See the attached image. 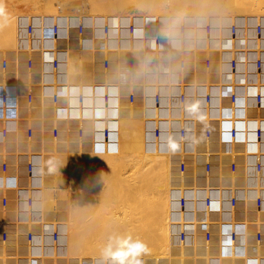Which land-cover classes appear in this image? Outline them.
<instances>
[{
  "label": "bare ground",
  "instance_id": "1",
  "mask_svg": "<svg viewBox=\"0 0 264 264\" xmlns=\"http://www.w3.org/2000/svg\"><path fill=\"white\" fill-rule=\"evenodd\" d=\"M3 1L7 2V0H3ZM131 1L132 0H126V1L125 0H10L7 2V4L10 5L8 6L4 5V7L3 8L1 7L2 9H0V16L3 15L7 16L6 22H4L2 18H0V50L3 51L8 48L12 49L11 47H13L11 51L14 52L15 55L17 54L16 59L17 57H19V55L20 56L24 55L23 61L21 60H19L21 62L14 61L15 69L17 66L23 72L25 69V60L27 54L31 55L35 61V71L33 78L32 75L28 76L27 78L25 74H22V77H24V79H21L20 82H18L17 78H15L17 79V81L15 80L14 82H8V84L11 85L8 86V90L13 91L12 87L16 84L17 85L20 84L21 89H23V96L21 97H23L24 103H25V98H24L25 93L27 91L33 92L34 94L33 104L28 106L33 108L34 105H37L39 107L40 110L38 109V111L40 114L37 122L40 123V121H42L41 126L39 127L42 129V132L44 130L46 132V133L45 132L41 133V131L39 130V132H37L33 140H31L33 135L31 138L25 137L26 138V142H25L24 140L19 139L17 125L19 124V122L26 123L27 120L24 119V116L22 117V119L20 118V120L16 119L15 117H11L9 121L10 123H12V127L10 126L11 128H9L6 142L5 141L2 142V140L0 139V144L2 145L10 144L16 146V143L18 142L16 147H19L20 151L17 150L16 147H14L13 149L16 151L25 152L30 150L36 154L34 157L33 172L29 177L30 179L28 183V185L31 186L32 188V189L29 188L28 192L33 194L34 196L33 205L31 207L26 208L23 201H19V203L17 204L18 211L16 210V215L13 216V220H12L13 224H9L8 226V237L10 232L14 233V236L10 237L8 240V242L10 241V243L12 244L11 245L12 247L10 246V243L7 244L10 247L5 246L4 243L0 245V264L12 263L11 258L12 259L17 258L14 260L12 264H15V262L17 264V261H19V264H27V263L45 264V262H50L49 260L56 261L57 259L63 262L67 261L69 262V264H77L79 262H84L85 260H88L90 264H101L103 260H105L106 258H113L114 260H120L121 264H129V262L131 263L133 262L134 264H158V263L176 264V261H178V259H175L171 255L173 253L171 247L172 238H173L172 234L174 230H176L177 227L180 225V222L182 221L181 219L182 214H184L185 220H188L190 218L188 210L191 208L192 203H190V201H187L185 205V209L183 210V212H180L177 199L179 198V195L183 193L186 195V199H188V197L192 195L198 196L199 199L201 198V196H203L204 192L202 189L198 188L197 190H195V188L199 187L200 184H203L201 182L203 179L202 175L204 173L202 166L203 162L205 159L209 158L212 161L211 163L213 167H215L217 162V156L185 155L184 152L182 151L183 150L188 151L190 149H193V147L187 144L185 147L179 145L177 127L179 124L184 122L187 125L197 123V126H195L194 129L200 128L201 126H203V124L199 120H201V118L206 117L208 115L212 116L213 113L216 112L217 108L215 109L211 108L210 112H208L206 108H204L203 96H202L204 86L196 85L197 82H202V80H197L200 78L199 77L200 74H198L199 75L198 77L194 75L197 79L195 77H194L195 79H193L192 69L194 68L189 69L188 68V66L190 67L189 64L185 68V70L179 69V66L176 63V61H178L176 53L174 52L169 53L171 52V49H169L167 52L160 51L159 54V59L161 61L160 70L162 71L160 72V74L158 75L156 74L154 77V74H152L151 72L154 70L153 58H155L157 54L155 55V53L153 52L152 55L147 53V55L145 56L144 54L143 58L141 59V55L139 54V51H137V48L141 47V44L144 45V47L145 45H147L146 47H149L148 45L149 41H147L146 39H145L146 41L144 40L138 41V36H140L141 34H145L148 31L144 33L145 28L142 23L143 20L138 18L137 17L138 15L136 16L132 12L133 8H131V12L133 14L132 13H127V14L130 15L132 14L135 15L136 17L133 16L132 18L130 17L131 18L130 20L128 19L126 20V18L124 17L125 15H122L121 18L124 17L125 22L128 21V23L126 22L127 24L124 23L126 26H128L129 23L134 24V28H135L134 32L136 37L134 36L133 37L134 41L132 43H129L131 46L128 45V43L123 44V41H121L118 44L120 35L116 34L115 32L116 30L113 29L116 26L114 24H110V22L107 21V20H115L116 18L111 17L109 13H111L112 15L113 14L112 12L114 10L117 11L116 9L118 7H119L118 9L122 11L124 9L122 8L123 5H126L124 7L125 8L127 7V9H129L128 6H130L133 3H134L133 5L135 6L137 5L135 4V1L132 2ZM143 1L144 0L141 1L137 0V2L140 3L139 5L142 6L140 8L143 7L145 8V6H143L145 4L146 5L151 4V3L143 4L142 3ZM145 1L149 2L148 0ZM154 1L156 4L154 3ZM154 1L153 0L151 1L155 4V5L153 3H152L153 5L151 4L153 7L158 5V3L156 2L157 0ZM163 1L167 4H169L171 1L173 4L172 3L170 4L171 6L170 8H173L172 5L173 6L177 5L178 7L181 8L188 7L187 5H189L191 6V8H193L192 7L193 5V6H197L196 9L198 8L199 10L205 9L206 11L202 10L203 13L202 14L200 13L202 16L205 11V13L209 12V14H211L210 16L213 17L212 15L216 10L210 13V10L207 9L212 7L213 9H216L217 6H222L223 4H226V6L229 7L228 11H223L226 12L224 15H226L228 12L229 14L236 15L237 17H241V15L246 17L247 15L250 16L249 14H253L252 16H250L254 18L253 21H255L256 18L257 19L259 18V21L256 20V22L254 23L252 21L251 22L254 24V29H255V24L260 23L261 25L260 34L258 35L253 34L251 38L249 33H248L249 35L246 34V29H247L246 25L249 24L246 22H249L250 19L252 18L248 20V18L246 17V19H244L241 23H239L237 22L238 19L235 20L234 17L233 20H235L239 24L240 32L237 33V36L240 37L245 36L249 38L250 41L251 40L253 42L256 41L262 50V54H264V37H261L264 36V0H166L168 2H166L165 0ZM163 1L159 0L158 2L160 3L162 2L163 4L164 3ZM126 2L127 3L130 2L131 4L129 3L128 5ZM115 4L116 6L117 5L118 6L116 9L114 8V10L112 11L109 7L110 6L115 7ZM139 5L137 6V8L139 7ZM162 6L165 8L164 5H161L160 7L162 8ZM147 7L148 5L146 6V8ZM157 9L159 10V6ZM221 9L222 8H220V10ZM27 10L36 11L37 14L43 13L46 15L48 14L55 15L59 13L63 15L61 18L62 21L37 20L36 22L35 20L38 19L37 18L38 15L37 17L35 16L36 17L35 20L27 19L25 17L26 18L25 26L24 28H21L23 29L24 32L22 31L17 32L16 15L19 14L20 12ZM105 10L106 11L111 10L110 12L109 11L107 12L109 16L104 15L106 14L104 12ZM150 10H152V8ZM140 11L141 10H139V12ZM218 12H222V11H217L216 14ZM33 13L35 14V12ZM96 14L98 15L103 14L102 17L105 16V18H101V19L102 20L106 19V20L104 21L100 20V22L97 23L98 16ZM116 14L117 13L115 12V16ZM218 14L220 15L221 13ZM244 14H246V16ZM182 18H184V16ZM182 18L178 19V22ZM50 19L52 20V18ZM149 19L150 22H153L151 18ZM158 19L164 26V27L162 26L160 32L161 36H166L168 38L170 36L173 37V41L169 42L167 48H172V49L179 48V40H177L179 38L177 36L178 23L176 24L174 23L176 26H173L172 23L174 18L172 19L166 17H158L156 20ZM214 19L216 21V18ZM221 19L224 20L225 18L223 19L221 17ZM212 20L208 21L213 28V31L210 33V36H205V34L202 33L203 32L202 31L201 34H203L204 37H200L199 35L197 38L196 35L195 39H192L188 35L189 32L186 33L187 38L185 39V43H184L186 44V47H190V48L193 47V49H197L198 51V49L200 50L201 48H205V46H207L210 40H216L215 42H218L220 39H223L224 36H223L222 24H225L224 22L225 20L221 21L222 22V24L220 23L221 25H219L218 22V27L216 26L217 25L216 22H215L216 25H213L210 22ZM20 23H22V21ZM28 24L32 25V32L29 34H27ZM106 24L109 25L110 27V32L108 36L104 32V26ZM203 24L201 25V27L200 26L199 27L202 28ZM53 26L56 27L55 31L53 30ZM79 27L81 28V32H79ZM124 27H123V31L125 29ZM190 27H192V24ZM141 28H143V30ZM21 32L24 33V35L19 34ZM247 32H249V30ZM17 33L19 34V36H23L19 38V42L20 41L22 42L20 43L18 42V45H16ZM125 33L126 32H124L123 34L125 35ZM227 36H229V34ZM146 38H148V36H146ZM226 39L228 38L226 37ZM21 43H23L24 46H21L20 45ZM25 44L27 46H25ZM126 45L128 47L130 46L129 47L130 54L129 55L127 54L126 57H122L124 52L122 53L119 50L126 49L127 48ZM119 53H121V55ZM136 54H139V56L137 57ZM129 56L133 57L135 60V64L133 66V70H134L133 72L135 73L134 81L139 82L137 84L135 83L136 86H133L132 81L131 80L129 81L127 76L123 73V71H127L128 66L125 63L129 58ZM52 58H55L57 60L56 67H53V62L51 61ZM105 58L108 59L110 62L109 67L107 68L104 67L103 65V59ZM3 59H5L7 62L6 69L9 65V59L7 57H2L0 59L1 70H2L1 62ZM136 59L138 61H141L139 64L140 67L139 70L137 69L135 70V67L138 65ZM165 69L166 71H164ZM4 70L5 69L3 68L2 71ZM191 71L192 73H190ZM188 74H190L191 76H189ZM10 76H12V74ZM30 78L33 83L31 84L30 87H24L23 85L28 83L30 81ZM262 78H264V73H262ZM119 85L121 87L124 86L128 91L126 94V102H128L127 95L129 92L133 91L135 95H137V91H140V89H145L143 94L141 95L142 93L141 92L140 93L141 96H138L140 100L138 99L135 100V103L138 101L137 105H135V103L134 106L131 104L125 105L124 101L121 99L120 96L121 91L118 90ZM157 89L161 93V100L158 106H154L151 103L152 101L151 96L153 94V90L156 91ZM210 89L214 96L216 89L214 87H211ZM182 91L185 92L186 99L184 102L181 103L179 102L178 95L179 92ZM79 93H81L83 96L82 100H79L78 98ZM103 93H109L110 95L109 104L112 105V108H107L106 106L103 105L101 98V95ZM12 94L16 95V90H14ZM53 94L58 95L57 103H53L51 101ZM16 102L17 99L15 103ZM212 102L216 107L217 97L213 98ZM47 104L49 106H47ZM20 108H24V107H20ZM33 111L34 113L37 112L36 109H33ZM46 111L53 118L48 120L49 118L46 117L47 116ZM14 113L16 114V111ZM36 119L34 118L35 121ZM28 120H30V118H28ZM3 122L4 121L0 119V127L3 124ZM30 124L31 123H29V125H27L26 127L30 126ZM155 126H158V128L160 129L159 135L157 136L154 135ZM53 128H57L58 132H57V136L55 137L56 141L54 140L55 143L51 145L48 143L47 140H48V136H51L49 130L51 132ZM34 130L35 129L33 128V134H34ZM104 130H108L107 139L103 135ZM150 137L153 142L152 145L149 144ZM74 138L80 140V143L79 141L75 142ZM81 141H83V143H81ZM172 145H175L176 147L173 148ZM2 148L4 149L5 146ZM3 149H0V151L5 150ZM95 152H97L96 155L94 154ZM90 154H91L90 158L92 157L94 158L93 162H91L89 159L85 160V158H83L85 157V155L90 156ZM137 158L139 161H141V163L137 160ZM102 159H104L103 163L109 162V164L112 165L111 166L112 169L114 170L110 169L111 167H109V164L108 166L106 164L105 165L106 167H103V169L101 168L100 173L98 174L99 176H103V177H99V176L97 177L95 173L93 177L94 176L97 177L95 178V181L97 180L96 181L97 183L95 181H90V179L92 178L90 177L92 176L91 173L93 174L94 171H97L98 173L99 168L98 170H96L97 169L96 165L98 163L97 161ZM129 159H135V161L133 160V162L135 164L136 169L132 166L134 169L133 174L131 173V171H129L130 170L129 164H131L130 163L131 160L129 161ZM181 160H185L189 165V171H186L184 174L179 171V163ZM137 161L140 164L147 161L145 162L147 163L146 165L145 164H142V166L140 165V167H143V165H145L144 166L145 169L146 166L149 167L150 165L152 166V168L157 167L156 169L153 170H157L159 168L160 170L157 171H159L160 173L159 172L157 173V171H155V175L157 174L159 176L151 175V171L153 172V170H151L152 169L151 167L149 168L150 172L148 171V169L147 170H145L144 168L140 169L139 163H137ZM94 162H97L95 163L96 165L93 164L95 165L96 168L92 166L95 169H93L94 170L93 172L90 171L91 173L88 177V174H86L88 173L87 170H92V167L90 166L92 165L91 163ZM86 167H88L89 169L86 170ZM104 168L110 169V171L113 172H110L109 170H105ZM136 170L138 171L137 174H135L136 172L134 173V171ZM143 170H145V172ZM80 171L81 173L83 171H87V172L85 173L83 172V174H81ZM104 171L106 172L105 174H107L108 171L111 173V174L109 173L110 174L109 177L113 176L112 177L113 179L111 178L113 183L114 180L116 179L118 180L117 181L118 183L116 184H119V182L124 183L125 181L127 182L129 180L133 182L132 180L135 179L132 178H136L135 183L138 185H135V187L137 186L136 188H139V190L142 182H144V180L148 178L147 177L148 174L149 176L151 175L152 178L154 177L155 185L156 183L159 184L158 182L159 179L161 178L160 182L161 180L164 181V183L163 182L160 183L161 185H163L161 186L162 190L160 189V187L158 188L161 191H163L162 193H164L165 195L160 193L158 194H160L159 196L161 197V199L165 196L166 199H163L165 201L162 200L161 202V199L158 200L159 197L158 198L156 197L157 199L156 201H155V197L150 198L152 196H156L158 192V190H156L157 192L154 191L155 192V194L153 193L154 195L153 194L152 196L149 195L152 193V192L149 193L150 190H152V188L148 185L150 184L151 186H155L154 184L152 185L151 183L154 180L153 179L151 181L152 179L151 176L149 177V179L151 178L150 179L151 182L148 180L147 182L150 183L149 184L143 183L144 185H142V187L143 186L145 187V185L150 187V189L149 188L147 189L145 187V189L147 190L145 189L144 190L145 193L149 191L148 194H146L147 198L149 197L151 200L154 199L153 205H155L158 202L160 203L159 206H161V203L162 204L164 203L163 204L164 207L163 205L161 206L163 208L159 207L157 203L156 205L158 206V209L160 208L161 210L155 213L157 214L156 217L155 215L152 214V216L154 217L150 220H148L149 218L148 219L144 218V216L141 213H138V215L141 214L140 216L141 217L143 216L142 218L140 216L136 217L135 215L134 218L128 219L131 218L130 211H129L130 214L126 212L128 213V215H130L129 217L124 215L122 216L123 218H120L121 215H119L118 217L117 214L118 212H116L117 208H115V206L119 208V211L121 209H124L126 206L123 208L124 205L119 203L120 205H122L119 207V204H115L114 202L120 200L121 203H124L122 192L120 196L118 195L119 194L118 192L114 191L115 189H112L111 191L107 185L109 189L108 191L113 192L112 194L114 196L111 193H105V194H109V197L110 195H112L113 199L115 197L114 202L112 201L113 199L110 200L113 202L114 205L113 207L116 209L114 214L115 213L117 214L113 216L114 214L112 213L113 212L112 205L110 206L107 205L110 203V201L108 202L109 197L107 198V200L105 199V201H107L106 205L109 206L110 210H108V207L106 205L104 206V204L102 203L105 201H101L100 203L103 204L102 206H104V208L101 205H97L99 203L98 201L103 199L99 197L105 195L104 193L102 195L99 194L100 193L99 191H101L100 190L101 184L98 181V178H100V180L102 179L101 183H103L104 181L103 179L107 177L106 175H104ZM147 171L148 174H146L147 175L146 176L143 173H147ZM128 172L129 174H127ZM101 173L103 175H101ZM134 174L135 176H133ZM19 175L20 172L18 174H15L16 179ZM158 177L160 178L158 179ZM86 179H88L90 182H95L93 184L99 186L96 187L92 185V183L89 184V182H87ZM111 179L109 178V180ZM131 182L130 184H133L132 186L134 187V183ZM108 183L109 182H107V184ZM128 183L129 182H127L126 184L124 183V185L126 186L124 189H126V191H127ZM88 185L89 186L92 185V186L91 188L86 187L88 189L87 193L90 194L91 190L94 189V191L91 193L93 197H91V194L90 195H87V193L84 194L85 190L84 192L82 190L84 189L83 186H88ZM105 185L104 187H106ZM113 186L115 187V183ZM129 186L128 188L131 187ZM94 187L97 189L99 188L98 189L99 191H96L97 189H95ZM117 187H119L118 188L119 190L121 186L118 185ZM135 187L133 189H130V191L133 190L136 192L137 189H135ZM142 187H141L142 191L137 190L139 194L140 192H143ZM155 187L157 188V186ZM106 188L104 189L107 190ZM154 189L155 188L153 187V190ZM160 190L159 192H161ZM95 192L98 193V195L100 196L98 197V195ZM93 193L97 195V197L95 196L96 199L93 200L94 202L92 200L90 201V199L94 198L95 194ZM126 193L129 194L130 192L129 193L128 191L125 192V195H127ZM133 193L134 192H131L132 195L129 194V197L126 196L127 198L130 199H132L131 196L133 197V200L130 199L128 200V201H132V203L129 202V204L131 203L132 206H134L133 204L135 202L140 201V199H138L140 196L142 197V195L144 196L145 194L142 193L138 195L137 193L136 196L137 197L139 196L137 198L135 196L136 193L134 194ZM25 194L21 195L22 200L26 196ZM88 196L89 198L90 197L91 198L90 199L86 198ZM83 197L86 198L85 203ZM97 198H99V200H97ZM120 198L121 199L123 198V200H121ZM86 200L87 201L89 200L90 203L97 202V204L95 203V205H97L95 206L97 207L95 210L99 211L100 214L107 208V212L110 211L108 213L109 215L113 216L114 219L117 216L116 218L119 219L115 220L113 223L112 218L109 217V219H111L112 221V224L111 223H109V225H105V223L102 224L105 226L104 227L105 232L103 230L102 232L100 229H98L100 231H98L97 229H93V227L96 228V226H94V222L97 219L104 220L103 215L106 213V211L101 215L98 214L95 210L92 211L95 208L93 204V207L91 206L92 208L90 209L91 212H89L90 210L88 209L90 207H88V205L90 206V204H88ZM141 200L142 203H146L144 200L147 199L141 198ZM149 202L147 201V204H151L152 201L150 203ZM136 204L134 207L137 208L138 207L137 205L139 204L137 205ZM141 204L139 207L143 209L144 207L142 208V206L144 205L141 206ZM147 204H145V206H147ZM99 206H101L102 210L103 209L104 210L100 212L101 208H99ZM132 206L130 205V207ZM148 207L146 210H144L145 212L149 208L151 209V207L152 210L153 208L155 209L156 206L153 207L151 205V207L149 208ZM136 208H133V210L135 209L133 213L138 212L140 209V208L138 209ZM82 209L85 210L81 211ZM86 210L88 211V213H93V214L96 213V215L98 214L99 217L102 216L103 218L102 217L99 218L97 215L98 218L96 219V215L94 216L92 215L89 221H87L88 219L83 220L81 219V216L83 215L81 214L79 215L78 211L79 213L80 212L83 213L84 211L87 213ZM123 211L122 214L125 213L126 208ZM154 211L156 212V210ZM154 211L152 212L154 213ZM150 212H148L149 214L147 212L146 213L151 218L152 216ZM86 213L85 215H88ZM146 213L145 216H147ZM77 214L79 215V217ZM85 215L83 216L84 219L86 218ZM107 215L106 218L108 219ZM87 218H89V216H87ZM91 219L94 220L96 219V220L94 221ZM45 222L47 226L50 225L58 230L59 237L57 241L52 242L49 239L48 235L45 236L44 238H37L34 239L35 241L33 243V246H31L32 247L31 249L22 244L23 249H21V251L19 252L20 254V255L18 254L19 256L17 257H15L14 255L12 257L9 256V254H11V252L15 250V243L18 241V239H22V234L24 233L25 228H29L30 224H32V226L35 229H40L43 227V224L45 225ZM90 222H93L91 223L93 224V226H91ZM96 222H99V220ZM100 223H102V221H100L99 224ZM102 225H100V227ZM83 227H85V230L87 231L89 230L88 231L89 233L88 232L86 233ZM91 227L93 229L92 231H95L94 233H92V231L90 233ZM133 245H139V249L136 250L135 252H133L130 247ZM8 250H12V251H8Z\"/></svg>",
  "mask_w": 264,
  "mask_h": 264
},
{
  "label": "built area",
  "instance_id": "2",
  "mask_svg": "<svg viewBox=\"0 0 264 264\" xmlns=\"http://www.w3.org/2000/svg\"><path fill=\"white\" fill-rule=\"evenodd\" d=\"M153 20L148 38L146 33L138 36V41H149V47L141 44V47L137 48L141 59L147 53L157 54V56L153 54L154 70L151 73L154 77L160 74L162 71L160 51L167 52L171 49L169 53H176L179 69L185 70L191 63L190 66L195 69L196 74L200 73L202 82H197L196 85L204 86L202 87L204 108L208 112L211 108H217L212 116L208 115L199 120L203 124L200 128L194 129L197 123L187 125L184 122L177 127L179 145L185 147L187 144L193 147L188 151L183 150L185 155L217 156V162L215 167L209 158L203 162L204 173L201 181L203 184L195 188V190L200 188L204 192L200 199L194 195L186 199L184 193L177 197L180 212L185 209L187 201H190L192 206L188 210L190 218L185 220L182 214V221L172 234L171 255L178 259L176 264H264V79H262L264 54L256 41H250L245 36H237L240 31L239 24L235 20L230 21L226 27L230 34L228 39L218 38L220 40L215 43L209 41L205 48L198 51L184 44L186 33L193 23L191 17L182 18L178 22L179 48L176 49L167 48L173 37L161 36L163 25L159 19ZM53 30H56L55 26ZM134 30L133 23L125 27L124 42L134 41ZM212 31V25L205 21L203 24L205 36H210ZM260 31V23L255 24V34H260ZM31 32L32 25L28 24L27 34ZM79 32H81L80 27ZM104 32L108 36L109 25L104 26ZM119 32L118 29V35ZM119 51L130 54L129 47ZM199 52L202 54L199 55ZM51 61L53 67H56L57 60L52 58ZM136 61L141 62L137 59ZM109 64L108 59H103L104 67H109ZM125 64L128 68L123 73L129 81H132V85L136 86L135 83L139 82L134 81V58L129 56ZM6 65L7 62L3 59L2 70L3 68L6 70ZM34 71L35 61L27 54L24 72L16 66V69L14 68L10 73L11 77L18 78L20 82L22 74L27 78L32 75L33 78ZM6 80L5 85L0 88V119L4 121L0 127L2 142H6L9 128L12 127L9 121L12 116H7L9 101L11 98L16 101L17 97L12 93L21 86L16 84L12 87L13 91H9L8 86L11 85ZM32 83L30 78V81L23 86L30 87ZM211 87L216 89L214 96ZM33 96L32 91L25 93L27 106L33 104ZM82 97L79 93V100H82ZM215 97H217L216 107L212 102ZM101 98L104 106L112 108L109 104V93H103ZM127 98L129 104L133 105L137 95L132 91L128 93ZM178 98L179 102H184L185 92H179ZM57 99L58 95L53 94L51 101L57 103ZM151 100L154 106L160 104L161 93L158 89L153 90ZM24 131V137H32L31 125ZM57 132V128H53L50 132L51 137L55 138ZM159 132L160 129L155 126L154 135H159ZM103 135L107 139L108 130H104ZM13 148L14 146L9 145L4 151H0L1 242L8 241V226L13 224V216L16 215L19 201H23L28 208L33 205L34 200L33 194L28 192L29 188L32 189L28 183L36 154L30 150L19 152ZM179 171L183 174L189 171V165L185 160L180 161ZM19 172L20 175L16 179L15 174ZM22 194L26 195L23 200ZM47 235L52 242H55L58 240L59 232L55 227L47 226L46 222L40 229H35L30 224L29 228H25L22 239L17 244H23L31 249L34 239L44 238ZM49 261L48 264H66L59 259ZM101 264H121V261L106 258ZM129 264L134 263L129 262Z\"/></svg>",
  "mask_w": 264,
  "mask_h": 264
},
{
  "label": "rangeland",
  "instance_id": "3",
  "mask_svg": "<svg viewBox=\"0 0 264 264\" xmlns=\"http://www.w3.org/2000/svg\"><path fill=\"white\" fill-rule=\"evenodd\" d=\"M1 1H2V2H1ZM8 1H10V0H7V2H8ZM125 1H126V0H125ZM132 1H135V4H137V5L135 6V5H133L134 3L131 4V3L129 2V3L131 4L130 6H128V8L130 9V11H129V9H127V7H126V8L124 7V6H126V5H123L122 8H124V9H123V10L121 9L122 11H120V9H118L119 7L117 8L118 5L116 6V4H115V7L110 6L109 8H110L112 11L114 10V8H115V9L117 8V9H116L117 11H115V10H114V11L117 13L116 16L118 15V16L116 17V16H115V12L113 11V12H112V13H113V14H112L113 16L111 15V13H109L110 16L113 17V18H116V19L118 18V19H117V20H116V19H115V20H107L108 22H110V24H114V25L116 26L115 28L112 27L113 29L116 30V31H115L116 34H118V29H119V31H120V32H119V33H120L119 35H120V37H122V38H121V41H123V44H124V43H126V44L128 43V45H130L129 42H127V41L124 42V40H123V35H124L123 33L125 32V29H124V31H123V27H124L125 24L128 23V21H126L127 23L125 22L124 17L126 18V20H127V19L130 20L133 16H135V15L137 16V15H138L137 17L140 18L141 20H143L142 23H143V25H144V28L146 29V31H145V29H144V33L147 32V31L149 32V31L151 30V26H152L153 22H150V19H149V18H151L152 21H154L153 19H157L158 17H166V18H172V19L174 18L172 24H173V26H176L175 24L178 23V19L182 18L183 16H184V18H190V17H191L193 23H192V27H191L190 29H192V30H189L188 35H189L190 38L195 39L196 35H197V38H198L199 35H200V37H204L203 34H201V32L203 31V27H202V28H200V27H201V25L203 24L204 20L206 21V19H207V21L213 19V20H212L213 22H212V21H210V22H211L213 25H216V23H217V25H216L217 27H218V22H219V25H221V24H222L221 21H224V20H225V21H224L225 24H222V26H223V36H224V37L226 36L227 38H229V37H230V34L228 33L226 27H228L230 20H233V18L235 17V20L238 19L237 22L241 23L244 19H246V17H247L248 20H249L250 18H252V17H250V16L253 15V14L246 13V14H249L250 16H248V15L246 16V14H244L246 17H244V16H242V15H241V17H237L236 15L229 14V12H228L226 15H224L226 12H223V11H228V10H229V7H227L226 4H223V5H225V6H223V5H222V6H217L216 9H213V7L207 9V10H210V13H212V11H215V10H216V11L214 12V14L212 15L213 17H211V16H210L211 14H209L208 11H207L208 13H205V11H206L205 9H202V10H205V11H204V14H207V15H204V14H203V16H202L201 14L203 13V11H202L201 9L199 10V8L196 9L197 6H193V5H192L193 8H191V6H189V5H187L188 7H185V8L178 7L177 5H175V6H177V7H175V6L172 5L173 8H170V7H171L170 4L172 3L171 1H170L169 4H167V3H165V2L162 0V1L164 2V3L162 4V2L160 3V2H158L159 0H157L156 2L158 3V5H156L155 7H153L152 5L155 3L154 0H153L154 3L151 2L152 0H148L149 2H146V1L144 0V1L142 2L143 4H144V3H151V4L153 3L152 5H151V4H150V5L147 4L148 7H151V8H152V10H150L151 8H148V7H147L148 9L146 8V6H147L146 4L143 5V6H145L146 9H145L144 7H143V8H140V7H142V6L139 5L140 3L137 2V0H132ZM132 1H131V2H132ZM140 1H141V0H140ZM160 1H161V0H160ZM165 1H166V0H165ZM7 2H6V1H3V0H0V9H2V8L4 7V5H7V6L10 5V4H7ZM166 2H168V1H166ZM126 3H127V2H126ZM129 3H127V4L129 5ZM155 4H156V3H155ZM155 4H154V5H155ZM159 4L164 5V6L167 4V5L165 6L166 9H165L163 6H162V8H161V7H160L161 5H159ZM172 4H173V3H172ZM138 5H139V7H138L139 9L137 8ZM158 6H159V10L157 9ZM1 7H2V8H1ZM174 7H175V8H174ZM189 7H190L191 9H190ZM194 7H195V8H194ZM219 7L222 8V9L220 10ZM224 7H226V8H224ZM112 8H113V9H112ZM120 8H121V7H120ZM131 8L134 9V11H133V9H132V12H133L135 15H132L133 13L131 12ZM153 8H154V9H153ZM223 8H224V9H223ZM125 9H127V10H125ZM135 9H136V10H135ZM160 9H161V10H160ZM162 9H163V11H165V12H163ZM164 9H165V10H164ZM170 9H171V10H170ZM211 9H212V10H211ZM111 10H110V11H111ZM124 10H125V11H124ZM137 10H138V11H137ZM139 10H141V11L139 12ZM143 10H144V11H143ZM145 10H147L148 13H147V11H145ZM194 10H195V11H194ZM30 11H31V12H30ZM108 11H109V10H108ZM108 11L105 10L104 12H105L106 14H104V13H103V14L109 16V14L107 13ZM110 11H109V12H110ZM118 11H119V12H118ZM127 11H128V12H127ZM142 11H143V12H142ZM217 11H222V12H218V13H221L220 15H222V14H223V15L220 16L218 13H217V14H218V15H217V14H216ZM33 12H35V14H34ZM121 12H123V13H121ZM124 12H125V14H124ZM141 12H142V13H141ZM26 13H27V14H26ZM32 13H33V14H32ZM60 13H61V12H60ZM127 13H132V14L130 15V14H127ZM139 13H140V15H139ZM153 13H154V14H153ZM182 13H183V15H182ZM191 13H192L193 15H192ZM200 13H201V14H200ZM98 14H99V12H98ZM98 14H96V15L98 16L97 23L100 22V20H101V21L106 20V19H104V20L101 19V18H105V16L102 17L103 14H100V15H98ZM150 14H151V15H150ZM195 14H196V15H195ZM208 14H209V15H208ZM228 14H229V15H228ZM23 15H24V16H23ZM29 15H30L31 17H30ZM37 15H38V17H37ZM45 15H46V14H43V13H40V14L38 13V14H37L36 11H32V10H27V11L20 12L19 14L16 15V16H17V17H16V19H17V20H16V22H17V32H18V31H22V32H24L23 29H21V28H24V26H25V22H26V18H27V19L35 20L36 17H37L38 19L35 20L36 22H37V20H38V21H62V19H61L62 16H63L62 14H59V13H58V14H55V15H49V14H48L49 17H48V15H46V16H45ZM59 15H60V16H59ZM122 15H125V16H124L123 18H121ZM129 15H130V16H129ZM147 15H148V16H147ZM170 15H171V17H170ZM186 15H188V16H186ZM214 15H216V16H214ZM35 16H36V17H35ZM39 16H40V17H39ZM57 16H58V17H57ZM99 16H100V17H99ZM136 16H135V17H136ZM195 16H196V17H195ZM224 16H225V17H224ZM228 16H229V17H228ZM232 16H233V17H232ZM254 16H255V15H254ZM25 17H26V18H25ZM29 17H30V18H29ZM33 17H34V18H33ZM47 17H48V18H47ZM55 17H56V18H55ZM111 17H110V18H111ZM130 17H131V18H130ZM146 17H147V19H146ZM176 17H177V19H176ZM192 17H193V18H192ZM202 17H203V18H202ZM221 17H222L223 19H224V18H225V19L222 20ZM20 18H21L22 20H21ZM41 18H42V19H41ZM50 18H52V20H51ZM96 18H97V17H96ZM119 18H120V21H119ZM208 18H211V19H208ZM214 18H216V21H215ZM218 18H219V19H218ZM229 18H230V19H229ZM239 18H240V19H239ZM255 18H256V17H255ZM18 19H19V20H18ZM43 19H44V20H43ZM45 19H46V20H45ZM55 19H56V20H55ZM253 19H254V18L250 19L249 22H246V23H249V24L246 25V26H247L246 34H247V35L250 34V38L253 36V34H255V29H254V24H253V23L256 22V20L259 21V18H258V19L256 18L255 21H253ZM98 20H99V21H98ZM218 20H219V21H218ZM248 20H246V21H248ZM18 21H19V22H18ZM21 21H22L23 24L20 23ZM35 21H34V22H35ZM121 21H122V23H121ZM145 21H146V22H145ZM198 21H199V22H198ZM202 21H203V22H202ZM228 21H229V22H228ZM251 21H252L253 23H252ZM117 22H118V23H117ZM119 22H120V23H119ZM148 22L150 23L151 26L149 25ZM215 22H216V23H215ZM224 22H223V23H224ZM244 22H245V21H244ZM124 23H125V24H124ZM174 23H175V24H174ZM220 23H221V24H220ZM118 24H119V25H118ZM196 24H197V25H196ZM251 25H252V26H251ZM18 26H19V28H18ZM111 26H113V25H111ZM190 26H191V25H190ZM196 26H197V27H196ZM199 26H200V27H199ZM248 26H249V27H248ZM121 27H122V28H121ZM125 27H126V25H125ZM125 27H124V28H125ZM193 28H194V29H193ZM18 29H19V30H18ZM20 29H21V30H20ZM200 30H201V31H200ZM224 30H225L226 32H225ZM248 30H249V32H247ZM199 31H200V32H199ZM250 31H251V32H250ZM252 31H253V32H252ZM22 32L19 33V34L24 35V33H22ZM148 32H147L146 34L149 35ZM174 32H175V31H174ZM97 33H99V32H97ZM111 33H112V32H111ZM202 33H204V32H202ZM248 33H249V34H248ZM17 34H18V33H17ZM17 34H16V45H18L19 38L23 37V36H19V34H18V35H17ZM112 34H113V33H112ZM173 34H174V33H173ZM228 34H229V36H227ZM148 35H147V36H148ZM174 35H175V34H174ZM174 35H173V36H174ZM18 36H19V37H18ZM192 36H193V37H192ZM73 37H74V36H73ZM224 37H223V39H224ZM226 37H225V39H226ZM248 37H249V36H248ZM261 37H264V36H261ZM20 40H22V39H20ZM210 41L213 42V43H215L216 40H210ZM20 42H22V41H20ZM20 42H19V43H20ZM20 45H21V46H24L23 43H21ZM20 45H19V46H20ZM25 46H27V45L25 44ZM126 46H127V45H126ZM130 46H131V45H130ZM130 46H129V47H130ZM11 48L13 49V47H11ZM127 48H128V46H127ZM12 49H10V48L5 49V50H3L4 52L0 50V59H1L2 57H7V58L9 59V65H8V67H7V69H6L7 71H6V70L2 71L1 68H0V72L2 71V72L0 73V85H1V86L5 85L4 83H5V79H6V77H7V80H6L7 83H8V82H14L15 80L17 81L18 78L15 79L14 77H11V76H10V75H11L10 72L13 71V69L15 68L14 66H15V62H16V61H17V62H21V61H23V59H24V55H22V56L19 55V57H17V59H16L17 54L15 55L14 52L11 51ZM129 49H130V48H129ZM9 50H10V51H9ZM198 54L200 55V54H202V52H199ZM14 55H15V57H14ZM126 55H127V54H124V53H123V56H122V57H126ZM136 56L138 57L139 54H136ZM19 60H21V61H19ZM14 61H15V62H14ZM137 64H138V65L135 67V70H136V69H137V70L140 69V67H139L140 62H138ZM189 65H192V64H189ZM188 68H189V69H190V68L192 69L193 67H191V66L189 67V66H188ZM192 71H193V74H192V75H193V79H195L196 77L199 76L198 74H200V73H197V75H196L195 69H192ZM192 71H191L190 73H192ZM8 72H9V73H8ZM194 72H195V73H194ZM262 73H264V71H262ZM188 75L191 76L190 74H188ZM194 75H195L196 77H195ZM1 77H3V80H1ZM20 77H22V76H20ZM187 77H188V76H187ZM194 77H195V78H194ZM199 77H200L199 79H197V78H196V79H197V80H202V79H201L202 77H201V76H199ZM188 78H189V77H188ZM21 79H24V77H22ZM262 79H264V78H262ZM125 85H126V84H125ZM1 86H0V88H1ZM118 90L121 91V95H120V96H121V99L124 101L125 105H127V104L129 105V103L126 102V94H127V92H128V91L126 90V88H125L124 86L121 87V86L119 85V89H118ZM144 90H145V89H140V91H137V99H138V100H140V99L138 98V96H141V95L143 94ZM141 92H142V93H141ZM138 93H139V95H138ZM140 93H141V95H140ZM19 95H20V96H19ZM36 95H37V92H36ZM17 96H18V98H16V99H17V102H16V103H15V101H13L12 98L10 99L9 104H8V107H7V109H8L7 116H8V114H9V116L15 117V118L18 119V120H20V118L22 119V117L24 116V119L27 120L26 123H24V122H19V121H18L19 124L17 125V127H18V128H17V131H18L19 139H22V140H24V141L26 142V138L24 137V132H25L24 130H25V127H26L27 125H29V123H31L30 125L33 126V128L35 129V130H34L33 137L31 138V140L34 139L35 135L37 134V132H39V130L41 131V133L45 132V130L42 132V129L39 127V126H41L42 121H40V123L37 122V120L39 119V114H40L39 111H38L39 107H38L37 105H34V107L31 108L30 106H27V104L24 103L23 97H21V96H23V89H21V87L19 88V90H18V89L16 90V97H17ZM140 98H141V97H140ZM22 101H23V102H22ZM137 102H138V101H137ZM137 102L135 103V105H137ZM16 104H17V105H16ZM36 104H37V103H36ZM13 105H14V106H13ZM15 105H16V106H15ZM22 105H25V106H22ZM131 105H132V104H131ZM47 106H49V105L47 104ZM133 106H134V104H133ZM16 107H17V108H16ZM20 107H24V108H20ZM15 108H16V109H15ZM26 108H27V109H26ZM33 109H36L37 112L34 113ZM39 110H40V109H39ZM45 110H46V109H45ZM2 111H3V109H2ZM15 111H16V114L14 113ZM30 111H31V112H30ZM21 112H22V113H21ZM21 114H22V115H21ZM46 114H47L46 117L49 118L48 120H50L51 118H53L51 115H49V114L47 113V111H46ZM28 118H30V120H28ZM32 118H33V120H32ZM34 118H35V119L37 118L36 121L34 120ZM48 120H47V121H48ZM28 122H29V123H28ZM43 122H45V121H43ZM27 123H28V124H27ZM148 128H149V126H148ZM45 133H46V132H45ZM49 133H50V130H49ZM45 136H46V135H45ZM31 140H30V142H31ZM50 140H53V141H50ZM54 140H55V138H52L51 136H48V140H47V141H48L49 144L52 145L53 143H55L56 140H55V141H54ZM150 140H151V137H150V139H149V142H150L149 144L152 145L153 142H152V140H151V141H150ZM47 141H46V142H47ZM74 141H75V142L79 141V143H80V140H77V139H75V138H74ZM81 143H83V141H81ZM17 144H18V142L16 143V146H17ZM3 145H4V144H3ZM3 145L0 144V149H3L2 147H4V146H5L4 149H6V146L8 147L10 144H9V145H4V146H3ZM11 146H13V145H11ZM16 146H14V147H16ZM16 148H17V150L20 151L19 147H16ZM4 149H3V150H4ZM63 151H64V150H63ZM96 153H97V152H95L94 154L96 155ZM37 157H38V154H37ZM90 157H91V154H90V156H89V155H85V157H83V158H85V160H88V159H89L91 162H93V161H94V158H93V157L90 158ZM130 158H131V157H130ZM130 160H131V162H130L131 164H129V167H130V170H129V171H131V173L133 174V170H134L133 167L136 169L135 164H134V162H133V160L135 161V159H129V161H130ZM137 160H138V158H137ZM144 160H145V159H144ZM95 161H97V160H95ZM103 161H104V159L97 161V162L100 163V164H98L97 162L91 163L92 165H91L90 167H92V166L95 167V165H96L95 163H97V165H96L97 169H96V170H98V168H99L98 173H97V171H94V170H93V169H95L96 167H95V168L92 167V170H87V169H89V168L86 167V170L88 171V173H86V174H88V177H89V175H90V173H91L90 171H92V172L94 171L93 174L91 173L92 176H90V177H92V178H91L92 180H91L90 178H88V177H86V178L90 179V181H95V178H97V177L99 176L98 174L100 173L101 168L103 169V167H106V166H105L106 164H107V166H108V164H109V162H108V163H103ZM123 161H124V160H123ZM138 161H139V160H138ZM138 161H137V163H139V162L141 163V161H139V162H138ZM142 161H143V160H142ZM127 162H128V161H127ZM145 162H147V161H145ZM145 162H143L142 164H145V165H146L147 163H145ZM101 163H103L104 165L101 164ZM140 163H139V167H140V165L142 166V164H140ZM93 164H95V165H93ZM111 164H112V163H111ZM101 165H103V166H101ZM114 165H115V164H114ZM130 165H131V166H130ZM145 165H143V167H140V169H142V168L145 169V167H144ZM111 166H112V165L109 164V167H111ZM132 166H133V167H132ZM150 167L152 168L151 165H150L149 167L146 166V169H145V170L148 169V171L150 172V169H149ZM153 167H154V166H153ZM131 168H132V170H131ZM156 168H157V167H156ZM156 168H152L151 170L156 169ZM90 169H91V168H90ZM104 169H105V168H104ZM110 169H112V167H111ZM110 169H107V168H106L105 170H109V171H110ZM127 169H128V168H127ZM138 169H139V168H138ZM81 170H82V169H81ZM83 170H85V169H83ZM112 170H114V169H112ZM145 170H143V171L145 172ZM157 170H160V169L158 168ZM157 170H153V172L151 171V175H152V176H159V175H157V174L155 175V171H157ZM87 171H83V172L85 173V172H87ZM109 171H108L107 174H105L106 172L104 171V175H106L107 177H106V176H105L106 178L104 177L105 179H103V180H104L103 183H101V182H102V181H101L102 179L100 180V178H98V181H99L100 184H101V188H100L101 191L98 190L99 188H98V189L95 188V187H94V188L97 189L96 191H99V192H100L99 194H101V195H102L103 193H104V194H105V193H111V194H112V193H113V192H111L112 189H115L114 191H115V192H118V193H119L118 195H120V196H121V192H122V197L124 198V200H123V198H122V199L120 198V199L123 200L124 203H121L120 200L114 202L115 197H114V199L112 198V197L114 196L113 194H112L113 196L110 195V197H109V194H105V195H103V196L101 197L100 195H98V193L95 192V193L98 195V197L100 196L99 198H103L102 200H99V198H97V200H99V201H98V202H99L98 204H97V202H95L97 205H101V206H102V205L104 204V206H105V205L107 204V203H106L107 201H105V199L107 200V198L109 197V198H108V202H109L110 200L113 199L112 201H113L115 204H119V203H120V204L124 205L123 208L126 206V207H125V208H126L125 213L128 212V213L130 214V212H131V218H128V217L130 216V215H128V213H126V214H125V213L122 214V211H123L125 208H124V209H121V210H120L121 212H120V211H119V208L115 206V208H117V211H116V209L113 207V206H114V205H113V202L110 201V203L107 204V205H109V206L112 205V208H113V210H112L113 212H112V213L114 214L115 211L118 212V213H117V214H118V217H119V215H121L120 218H123L122 216L125 215V216H128V217H127L128 219H132V218L135 217V215H136V217H139L141 214L144 216V218H146V219L149 218L148 220H150V219H152V218L154 217V216H152V214L155 215V217H156L157 214H155V213H157L159 210H161L160 208L158 209V206H159L160 203L157 202V203H158V204H157V203L155 202L158 206H157L156 204L153 205V204H154V203H153V200H154V199L151 200L150 198H154V197H155V201H156V200H157L156 197H157V198L159 197V198H158V200H159V199H161V197H160L159 195H160V194H164V193H162L163 191H161V190H162V187H161V186H163V185L160 184L161 182L164 183V181L161 180V182H160V179H161L160 177H158V179L160 178V179H159V182L156 181V182H158V183L160 184V186H159V184H157L156 182H155L156 185L154 184L155 179H154V177L152 178L151 175H150L151 178H152V179L150 178L151 181H152L153 179H154V180H153V182L150 181V179H149L150 176H149V174H148V171H147V173H143V172H141V173H143V174H145V175L148 174V176L146 175L148 178H146V180H144V182H142V184H141V186H140V190H141L142 185H144L143 183L149 184V183L151 182L152 185L154 184L155 186H157V188H156L155 186H151V185L149 184L148 186H150V187L152 188V190H153V187L155 188L153 191H152V190H150V192L148 191L149 193L152 192V193L149 194V195L152 196L153 193L155 194L154 191H156V190H158V192L156 191L157 194L160 193V194H158V195L156 194V196H152V197H150V198H149V197L147 198V196H146V194H148V192L145 193V190H147L148 188L150 189V187H148L147 185H145V187L147 188V189H145V187L143 186V187H142L143 192H140V194H142V193H145V194H144V196L142 195V197H141V196H140V197L138 196V197H139V198H138L136 195H137V193H138L137 190H139V188H136L137 186L135 187V185H138V184L135 183V182H136V181H135L136 178H132V179H135V180H132L133 182H131L130 180L127 181V182H129V183H128V186L130 185V186L132 187V188H131V187L129 186L130 188H128V186H127V191H128V193L130 192L129 194L132 195L131 192H134V193H136L135 196H136L138 199H140V201H137V202H135V203L133 204L134 206H135L136 203L139 204V205L136 204V205L138 206V207L136 208V207L132 206V204H131L132 201H128L130 198H127L126 196L129 197V194L126 193L127 195H125V192H127V191H126V189H124V188L126 187V186L124 185V183L126 184L127 182H126V181H125L124 183H123V182H119V184H116V183H118V182H117L118 180L116 179V180H114V183H115V187H114V186H113L114 183H113V181H112V179H113L112 177H113V176L109 177L110 174H111L110 172H113V171H110V172H109ZM139 171H141V170H139ZM83 172L81 173V171H80L81 174H83ZM135 172H136V173H135ZM158 172H159V171H157V173H158ZM95 173H96L97 177H95V176L93 177V175H95ZM109 173H110V174H109ZM134 173L137 174L138 171L136 170V171H134ZM159 173H160V172H159ZM127 174H129V172H128ZM132 174H131V175H132ZM135 174H134L133 176H135ZM139 174H140V173H139ZM101 175H103V174L101 173ZM79 176H80V175H79ZM79 176H78V177H79ZM85 176H87V175H85ZM78 177H77V178H78ZM99 177H103V176H99ZM77 178H76V179H77ZM109 178H110V179L112 178V179L109 180ZM88 179H86L87 182H89V184L92 183V185H94L93 183H95V182L97 181V180H96L95 182H90ZM93 179H94V180H93ZM114 179H115V177H114ZM105 180H106L107 182H109V183L107 184V182H106ZM108 180H109V181H108ZM148 180H149L150 182H147ZM111 181H112V182H111ZM99 182H98V183H99ZM105 182H106V183H105ZM130 182H131V183H134V187H135V189H137L136 192L133 191V190L130 191V189H133V188H134V187L132 186L133 184H130ZM96 183H97V182H96ZM120 183H121L122 185H121ZM102 184H103V186H102ZM105 184H106V185H105ZM92 185H90V186H89V185H88V186H83L84 189H82V190H83V192H84V190H85L84 194H86V193H87V190H88L86 187H88V188L90 187V188H91ZM104 185H105L106 187H107V185H108V187L110 188L111 191L109 192V191H108V190H109L108 187L106 188V187H104ZM116 185H117V186H118V185L121 186L119 190H118L119 187H117ZM139 185H140V184H139ZM94 186H96V184H95ZM98 186H99V185H98ZM98 186H96V187H98ZM102 187H103V190H102ZM116 187H117V189H116ZM158 187H160L161 190H160ZM81 188H82V186H81ZM81 188H80V189H81ZM104 188H106L107 190H105ZM122 189H123V190H122ZM135 189H134V190H135ZM144 189H145V190H144ZM104 190H105L106 192H105ZM140 190H139V191H140ZM159 190H160L161 192H159ZM69 191H70V190H69ZM93 191H94V189L91 190L90 194H91ZM102 191H103V192H102ZM119 191H120V192H119ZM141 191H142V190H141ZM83 192H82V193H83ZM101 192H102V193H101ZM95 193H93V194H95ZM134 193H133V194H134ZM84 194H83V196H84ZM90 194L87 193V195H90ZM96 194L94 195V198H93V199H90L91 197H93L92 194H91V197H90V198H89V196L86 197V198H89L90 201H91V200L93 201L94 199H96L95 196L97 197ZM115 194H116V193H115ZM140 194L138 193V195H140ZM154 194H153V195H154ZM87 195H85V196H87ZM106 195H108V196H106ZM149 195H148V196H149ZM164 195H165V194H164ZM164 195H161V196H164ZM104 196H105V197H104ZM135 196H134V197H135ZM145 196H146V197H145ZM164 197H165V196H164ZM164 197L161 199V202H162L163 199H166V197H165V198H164ZM83 198H84V197H83ZM86 198H84V203H85V199H86ZM131 198H132V199H130V200H133V197H132V196H131ZM137 198H136V199H137ZM141 198H142V199H145V198H146L147 200H144L146 203H142ZM136 199H134V200H136ZM148 199H149V200H148ZM125 200H126V203H125ZM150 200H151L152 202H151ZM86 201H87V200H86ZM95 201H96V200H95ZM101 201H105V202H102L103 204H100ZM144 201H143V202H144ZM147 201H148V202L150 201L151 204H147ZM163 201H165V200H163ZM87 202H88V204H90V206L88 205V207H90L89 209L86 207L88 210H90V209L93 207V204H94V207L97 206V205H95V203H93L94 201H93L92 203H90L89 200H88ZM111 202H112V203H111ZM117 202H118V203H117ZM129 202H131V203L129 204ZM150 202H149V203H150ZM141 203H142V204H141ZM120 204H119V207L122 206V205H120ZM125 204H126V205H125ZM127 204H128L129 207L127 206ZM140 204H141V206L144 205V206H142V208L144 207L143 209H141V207H139ZM145 204H147V206H145ZM163 204H164V203H163ZM163 204L161 203V206H162ZM107 205H106V206H107ZM130 205H131L132 207H130ZM148 205H149V207H151V205H152L153 207H154V206H156V207H155V209L153 208V210H152V207H151V209H150V208L148 207ZM91 206H92V207H91ZM101 206H99V208H101ZM104 206H102V207L104 208ZM109 206H107V207H108V210H110V209H109ZM161 206H159V207H161ZM147 207L149 208L148 210H150V211H151V210H152V211L156 210V212L154 211V213H153L152 211H151V212L148 211V210L146 211L147 213L150 212V214H151V216H152L151 218H150L149 215H148L149 213L147 214V213L144 211V210L147 209ZM163 207H164V205H163ZM163 207H161V208H163ZM96 208H97V207H95L92 211H94ZM99 208H98V209H99ZM110 208H111V207H110ZM127 208H128V209H127ZM129 208H130V210H129ZM133 208H136V209L140 208L141 210L139 209L140 212L138 211V212L133 213L134 210H135V209L133 210ZM156 208H157L158 210H157ZM131 209H132V211H131ZM83 210H85V209H82L81 211H83ZM99 210H100V209H99ZM103 210H104V209H103ZM103 210H102V208H101L100 212L103 211ZM79 211H80V210H79ZM79 211H78V214H79V215L81 214V215L84 216L85 213H86L85 211H84L85 213H84V212H83V213H82V212L79 213ZM86 211H87V210H86ZM95 211H96L98 214H100L99 211H97V210H95ZM105 211H106V213H105ZM129 211H130V212H129ZM143 211H144V212H143ZM89 212H91V210H90ZM109 212H110V211H109ZM109 212H107V208H106L103 212H101V214L105 213V214L107 215ZM119 212H120V214H119ZM123 212H124V211H123ZM76 213H77V212H76ZM136 213H137V214H136ZM138 213H141V214L138 215ZM145 213L147 214V216H145ZM0 214H1V208H0ZM78 214H77V215H78ZM86 214H88V215H85L86 218L84 219L83 216H81V219H83V220H87V219H88L87 221H89V219L92 217V215H93V216L96 215V213H95V214H93V213H88V211H87ZM90 214H91V215H90ZM98 214H97V215H98ZM101 214H100V215H101ZM105 214L103 215L104 220H102V219H97V218L99 217V215H98V217H97V215H96V219H97V220H96V219H95V220H96V221L99 220V222L102 221V223H100V224H99V222H96L94 219H91V220H94V221L96 222V224H95V222H94V226H96V228L93 227V229H97V230L100 229L101 231L103 230V231L105 232V230H104V227H105V226L102 225V224L105 223V225H109V223L112 224V221H113V223H114L115 220L119 219V218H116L117 216L115 217V219L113 218V216H115L116 213H115L114 215L112 214L113 216H111V215L108 214V215H107L108 219L106 218V215H105ZM110 214H111V213H110ZM117 214H116V215H117ZM79 215H78V217H79ZM87 216H89V218H87ZM143 216H142V217H143ZM101 217H102V216H100L99 218H101ZM103 217H102V218H103ZM109 217L112 218V221H111V219H109ZM140 217H141V216H140ZM142 217H141V218H142ZM94 218H95V217H94ZM144 218H143V220H144ZM77 219H78V218H77ZM110 221H111V222H110ZM91 223H93V222H90V224H91ZM97 224H99V225H97ZM88 225H89V224H88ZM100 225H102L101 227H103V228H101ZM85 226H86V224H85ZM91 226H93V224H91ZM97 226H99V227H97ZM83 228H84V230H85V227H83ZM88 228H89V226H88ZM88 228H87V229H88ZM90 229H91V230H90V233H91V231H92L93 229H92V227H91ZM100 230H98V231H100ZM85 231H86V233H87L89 230H88V231L85 230ZM103 231H102V232H103ZM94 232H95V231H92V233H94ZM88 233H89V232H88ZM11 235H12V236H11ZM13 236H14V233H11V232H10L9 237H8V240H9L10 237H13ZM106 236H107V235H106ZM19 240H21V239H18V241L15 243V250L13 249L14 251H12V250H8V251H12L11 254H9L10 257H12L13 255H14L15 257H17V256L20 255L19 252L21 251V249H23V247H22L21 244H19V245L17 244V243L19 242ZM7 242H8V241H7ZM7 242H1V241H0V245H1L2 243H4L5 246L10 247L12 244L10 243V241H9L8 243H7ZM20 242H21V241H20ZM9 243H10V246L7 245V244H9ZM106 243H107V241H106ZM11 247H12V246H11ZM13 247H14V246H13ZM16 248H17V249H16ZM18 249H19V250H18ZM15 251H16V252H15ZM13 253H14V254H13ZM18 254H19V255H18ZM15 259H17V258H15ZM15 259H12V258H11V262L13 263ZM16 261H17V260H16ZM86 262H87V263H86ZM12 263H10V264H12ZM48 263H49V262H47V264H48ZM65 263H66V264H69V262H67V261H65ZM15 264H16V262H15ZM17 264H19V261H17ZM63 264H64V263H63ZM83 264H90V263L88 262V260H85V261L83 262Z\"/></svg>",
  "mask_w": 264,
  "mask_h": 264
},
{
  "label": "snow or ice",
  "instance_id": "4",
  "mask_svg": "<svg viewBox=\"0 0 264 264\" xmlns=\"http://www.w3.org/2000/svg\"><path fill=\"white\" fill-rule=\"evenodd\" d=\"M173 148H175L176 146L175 145H172ZM132 251L135 252L136 250L139 249V245H133V246H130Z\"/></svg>",
  "mask_w": 264,
  "mask_h": 264
},
{
  "label": "clouds",
  "instance_id": "5",
  "mask_svg": "<svg viewBox=\"0 0 264 264\" xmlns=\"http://www.w3.org/2000/svg\"><path fill=\"white\" fill-rule=\"evenodd\" d=\"M0 18H2V20H3L4 22L7 21V16H6V15L0 16Z\"/></svg>",
  "mask_w": 264,
  "mask_h": 264
}]
</instances>
